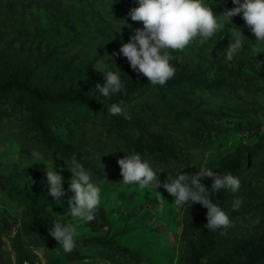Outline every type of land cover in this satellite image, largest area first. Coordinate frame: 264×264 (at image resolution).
Returning a JSON list of instances; mask_svg holds the SVG:
<instances>
[{
  "label": "rangeland",
  "instance_id": "obj_1",
  "mask_svg": "<svg viewBox=\"0 0 264 264\" xmlns=\"http://www.w3.org/2000/svg\"><path fill=\"white\" fill-rule=\"evenodd\" d=\"M81 2L92 3L94 12L83 11ZM202 3L223 29L205 43L197 37L183 51L168 49L176 69L169 81L178 80L180 90H164L162 97L141 89L118 104L130 119L80 104H41L19 89L0 92V264H264V53L252 51L264 52V44L242 14L231 21L222 15L236 6L232 0ZM137 7L138 0H0V83L19 80L32 90L81 93L100 102L121 99V93L105 99L95 85L103 86L108 71L120 76L126 91L146 79L126 57H112L143 27L129 15ZM237 37L244 48L228 61L227 47ZM189 77L203 84L193 87ZM219 81L226 86H207ZM44 132L61 146L48 143ZM133 152L150 158L161 183L169 174L194 175L201 167L218 175L241 168L236 193L212 192L213 180L201 181L229 216L227 235L204 228L207 209L198 203L176 206L163 187L157 189L162 198L155 190L123 185L117 161ZM73 157L100 188L91 222L61 217L74 193L57 203L45 186V169L55 166L68 189L72 173L65 163ZM246 157L249 168L241 166ZM237 199L240 207L233 210ZM57 219L76 229L71 253L49 234ZM111 237L140 256L82 244Z\"/></svg>",
  "mask_w": 264,
  "mask_h": 264
},
{
  "label": "clouds",
  "instance_id": "obj_2",
  "mask_svg": "<svg viewBox=\"0 0 264 264\" xmlns=\"http://www.w3.org/2000/svg\"><path fill=\"white\" fill-rule=\"evenodd\" d=\"M138 2L139 7L131 9L129 15L132 21H142L143 27L134 29L128 42L122 43L119 51L112 53V57L121 55L126 57L132 70L138 75L143 74L152 86H165L175 75L176 69L169 62L171 57L168 49L183 51L197 37L201 38V43H205L224 27L223 24L218 23V17L214 16L210 7L205 6L202 0H138ZM232 3L236 6L226 10L222 15L231 21L230 18L242 14L246 25L254 33L255 40L264 44V0H243V3L241 0H232ZM128 27L131 26L128 25ZM236 30L243 36L240 30L237 28ZM243 48L244 45L239 37L234 42H229L226 59L232 61ZM252 51L256 55L264 53L255 46L252 47ZM103 74L105 83L103 86L97 83L95 89L105 99H110L117 93L127 95L118 74L111 71ZM100 103L102 104L103 101ZM107 110L110 115H122L124 119L131 118L116 103L109 105ZM31 155L40 160L44 159L43 154L39 152H33ZM117 163L121 169L123 185H138L140 189L155 190L158 197L162 196L157 189L163 187L175 198L173 202L176 206L187 204L192 208V204L202 205L207 209L208 222L204 228L209 231L220 230L221 236H226L227 229L233 226L229 216L210 199L207 192L208 186L201 182L204 178H211L212 192L229 189L232 193H236L241 187V182L231 173L218 175L211 169L201 167L194 175L178 172L173 177L169 174L168 180L161 183L158 177L159 172L150 167V158L142 160L139 153L133 152L119 159ZM65 164L72 173L67 190L64 189L63 177L55 166L53 169H45V186L48 189V195L57 203H61V198L67 192L74 193L68 198V208L61 217L70 216L79 218L83 222H91L96 218V210L101 202L100 188L91 181V173L77 162L75 157L70 163ZM161 202L165 200L162 199ZM240 204L241 201L237 199L233 203V210H238ZM51 223L49 234L58 241L65 253H71L76 247L75 227L63 223L61 219Z\"/></svg>",
  "mask_w": 264,
  "mask_h": 264
},
{
  "label": "trees",
  "instance_id": "obj_3",
  "mask_svg": "<svg viewBox=\"0 0 264 264\" xmlns=\"http://www.w3.org/2000/svg\"><path fill=\"white\" fill-rule=\"evenodd\" d=\"M24 2L26 0H23ZM53 1V0H51ZM85 1V0H81ZM82 5V2H81ZM83 11H91L94 12V8L92 7V3H86V5H82ZM188 80L191 82V85L193 87H198L200 86L201 83L198 80H195L194 77H189ZM248 81L250 83L254 82L253 78H248ZM207 86H216V87H221V86H226V83L224 81H219V82H214L212 84L207 83ZM143 88H149L153 90L157 95L164 97V90H169L165 91L167 94H172L175 92H178L181 88V84L178 80L175 81H168L165 86H152L147 78L134 82L128 89H127V95L123 96L121 99L115 101V102H103L102 104L100 101H97L96 99L86 96L81 93H76L71 96H57L55 94H52L47 91H37V90H32L29 87L25 86L23 83H21L19 80H10L5 83H0V92H8L12 89H19L25 91V93L33 96L36 98L41 104H55V105H69L71 107L75 106L76 104L82 105V108L91 111L93 113L99 112L101 109L104 110V112L109 113L107 108L109 105L116 103L120 104L121 102H126L132 100L134 97L137 96L138 92L143 89ZM44 136L47 140V142H54L57 144V146H61L60 143L54 141L46 132H44ZM249 158L246 157L244 161L242 162V167L246 166V168H249ZM239 171H241V168L236 171H232L231 174L235 176ZM82 244L85 245V247H93L95 250L100 251V252H112L115 253L117 250L120 253H126L130 255H137L138 253H135L134 251H131L128 247H123L122 245L118 244V241L116 240V237H111L110 239H89L84 241ZM80 245L77 243V250L75 251V254L77 256H80V249L78 247ZM82 246V245H81ZM140 256V255H137Z\"/></svg>",
  "mask_w": 264,
  "mask_h": 264
}]
</instances>
